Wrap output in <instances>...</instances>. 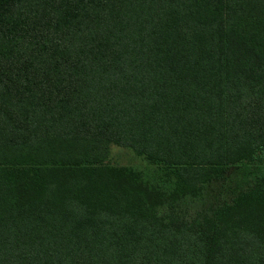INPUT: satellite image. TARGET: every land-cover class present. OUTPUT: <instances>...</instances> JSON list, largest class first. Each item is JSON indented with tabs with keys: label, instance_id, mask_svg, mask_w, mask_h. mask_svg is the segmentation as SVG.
I'll return each mask as SVG.
<instances>
[{
	"label": "trees",
	"instance_id": "trees-1",
	"mask_svg": "<svg viewBox=\"0 0 264 264\" xmlns=\"http://www.w3.org/2000/svg\"><path fill=\"white\" fill-rule=\"evenodd\" d=\"M255 162L264 0H0V264H264Z\"/></svg>",
	"mask_w": 264,
	"mask_h": 264
},
{
	"label": "rangeland",
	"instance_id": "rangeland-1",
	"mask_svg": "<svg viewBox=\"0 0 264 264\" xmlns=\"http://www.w3.org/2000/svg\"><path fill=\"white\" fill-rule=\"evenodd\" d=\"M108 162L113 165L131 166L140 170H148L151 168L140 157L135 156L126 148L111 146ZM264 177V163H239L229 166L221 179L212 181L206 191V196L211 201H219L230 196V193L245 188L261 180Z\"/></svg>",
	"mask_w": 264,
	"mask_h": 264
}]
</instances>
